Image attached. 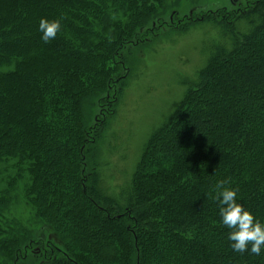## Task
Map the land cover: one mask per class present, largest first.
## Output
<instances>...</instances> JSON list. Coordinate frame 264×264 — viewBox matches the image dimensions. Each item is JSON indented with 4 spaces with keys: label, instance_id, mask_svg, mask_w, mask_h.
<instances>
[{
    "label": "trees",
    "instance_id": "obj_1",
    "mask_svg": "<svg viewBox=\"0 0 264 264\" xmlns=\"http://www.w3.org/2000/svg\"><path fill=\"white\" fill-rule=\"evenodd\" d=\"M166 2L0 0V163L27 172L25 202L52 232L37 238L6 216L12 177L0 264H264V251L231 249L214 199L221 182L234 187L264 222V0L189 16ZM42 17L61 18L48 43ZM193 22L217 40L111 193L97 152L128 80L123 47Z\"/></svg>",
    "mask_w": 264,
    "mask_h": 264
},
{
    "label": "rangeland",
    "instance_id": "obj_2",
    "mask_svg": "<svg viewBox=\"0 0 264 264\" xmlns=\"http://www.w3.org/2000/svg\"><path fill=\"white\" fill-rule=\"evenodd\" d=\"M245 1L181 0L177 5L167 0L165 5H168L169 13L174 11L177 16H189L193 12L221 7L229 9ZM167 12L162 18L169 22ZM149 26H156V22L151 21ZM174 27L163 26L136 47H123V58L129 68L128 80L114 112L107 119L97 152L103 185L111 193L117 194L129 180L147 138L170 117L185 90L182 82L188 81L204 65L209 48L218 37L207 22H193L185 29H181L180 24ZM17 167L13 162L0 163V198L5 195L3 189L13 186L7 185L9 180L18 177L5 214L33 231L37 238L49 236L52 233L49 227L35 218L25 202L22 186L28 175Z\"/></svg>",
    "mask_w": 264,
    "mask_h": 264
},
{
    "label": "clouds",
    "instance_id": "obj_3",
    "mask_svg": "<svg viewBox=\"0 0 264 264\" xmlns=\"http://www.w3.org/2000/svg\"><path fill=\"white\" fill-rule=\"evenodd\" d=\"M62 30L61 18L39 21L41 39L48 43ZM214 199L219 205L221 223L229 229L228 240L234 252H251L260 255L264 251V222H261L238 199V190L223 182L216 186Z\"/></svg>",
    "mask_w": 264,
    "mask_h": 264
}]
</instances>
